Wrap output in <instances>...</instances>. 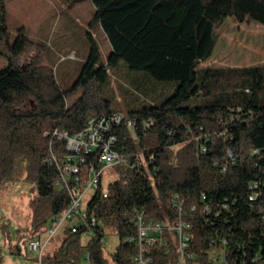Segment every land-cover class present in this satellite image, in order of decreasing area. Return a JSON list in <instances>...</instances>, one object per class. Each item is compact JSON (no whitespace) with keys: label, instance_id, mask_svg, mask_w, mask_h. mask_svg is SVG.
<instances>
[{"label":"trees","instance_id":"16d2710c","mask_svg":"<svg viewBox=\"0 0 264 264\" xmlns=\"http://www.w3.org/2000/svg\"><path fill=\"white\" fill-rule=\"evenodd\" d=\"M91 1L90 24H100L111 50L106 64H98L99 49L88 32L89 53L78 77L64 88L46 57L50 49L45 42L23 26L11 40L6 1L0 0V54L7 61L0 70V187L20 178L34 183L27 235L47 226L68 205L67 192L55 186L57 168L47 162L52 153L67 150L53 130L74 134L89 117L114 111L105 93L108 68L123 60L130 69L178 85L162 102L129 112L128 118L151 121L149 126L138 127L134 135L125 128L113 130L122 151L131 157L142 151L137 167L117 165L116 177L106 183L107 195L100 186L88 203L100 221L117 222L115 264H130L136 251L133 243L121 240L134 232L123 216L132 206L144 208L153 220L188 222L187 251L198 264H211L214 242L225 249L230 264H264V185L249 199V183L264 181V64L197 67L210 56L216 29L226 17L264 25V0ZM249 31L237 51L240 58L260 54L248 45L255 38L262 42L261 31ZM253 148L259 150L253 153ZM228 149L237 158L226 166ZM175 193L182 201L181 216L173 205ZM1 227L9 238L8 225ZM82 237L64 227L42 264H83V246L88 264H106L104 226L100 223L86 241ZM27 238H21L13 254L23 256ZM168 242V252L160 245L151 248L153 264L177 263V246Z\"/></svg>","mask_w":264,"mask_h":264},{"label":"rangeland","instance_id":"374dc122","mask_svg":"<svg viewBox=\"0 0 264 264\" xmlns=\"http://www.w3.org/2000/svg\"><path fill=\"white\" fill-rule=\"evenodd\" d=\"M5 1L7 24L12 32L11 40L14 39L17 28L22 25L31 27L29 17H39L43 7L46 8L50 38H46L42 42H45L50 49L46 57L62 87L70 86L80 73L85 61L82 58L87 57L90 48L88 32L91 33L99 49L98 64H106L111 47L100 24L98 22L90 24L95 11V6L91 0H29L35 4L33 7L30 4V8L26 9L27 11L18 10L19 8L16 7L17 0ZM233 26L234 29L231 30ZM249 30L261 31L262 42L259 43L255 38L248 45L250 51H257L260 54L255 57L250 54L248 58L244 55L240 58L237 51L240 43L245 40V36H250ZM27 34H31L30 29H28ZM70 54H77V57L72 59ZM6 63V58L0 54V70ZM256 64H264V25L253 22H238L233 17H226L216 29V42L210 56L200 62L197 67ZM108 72L110 83L105 88V93L111 101V108L121 111L127 117L131 111L151 103L162 102L173 93L178 85L177 80H158L150 76L145 70L130 69L123 60L119 62L118 66L109 67ZM116 175L117 165H114L105 170L103 180L107 182L115 178ZM35 192L34 183L21 178L7 181L0 187V252L4 256L2 264H35L26 248L23 249V256L12 253L13 250L15 251V245L20 243L22 237H30L27 235L32 213L30 200L35 196ZM92 193V191L87 193L84 203H87ZM100 223L104 226L103 255L107 260L106 264H115L111 254L120 242L117 222L100 221ZM2 225H8L9 238L3 236ZM45 227L44 225L41 229L36 230L34 234L41 233ZM62 229L50 239L44 255L56 249L63 234ZM82 239L86 241L87 237H82ZM83 264L88 263L83 262Z\"/></svg>","mask_w":264,"mask_h":264},{"label":"built area","instance_id":"2783aa9c","mask_svg":"<svg viewBox=\"0 0 264 264\" xmlns=\"http://www.w3.org/2000/svg\"><path fill=\"white\" fill-rule=\"evenodd\" d=\"M151 123L148 120L128 118L121 111L114 110L100 117H89L85 127L74 134L66 130H53L52 135L63 139L67 150L61 155L52 153L47 158V162L57 168L58 178L55 180V186L67 192L68 205L61 214L53 217L41 233L27 238L26 249L29 256L34 258L35 264H42L48 242L61 228L68 227L72 232L79 231L83 237L87 238L94 235L100 220L93 211L88 210V203L100 186L102 195L104 197L107 195L105 186L108 181L103 180L105 170L119 164L135 168L137 167L136 159L142 155L140 151L131 157L129 153L122 151L124 146L117 147V134L113 130L120 131L125 128L134 135L138 127L145 128ZM258 150L253 148L252 152L255 153ZM226 156L228 161L226 166L236 162L237 156L232 149L227 150ZM149 162L151 163V160ZM260 185H264V181L253 180L249 183L250 200L259 195ZM90 191L93 193L87 203H84L85 196ZM173 205L181 216L182 201L177 193L173 195ZM123 216L125 224L134 228L133 233L125 234L121 239L124 243H133L136 246L130 264H153L151 248L160 245L164 247L165 252H168L169 240L175 242L177 246L176 264H198L195 255L187 251L190 225L182 218H178L173 223L166 220H153L147 216L144 208L137 206L127 208ZM102 241L104 243V238ZM222 241L225 242L224 239ZM81 252L85 262L88 263L89 254L85 246L81 248ZM210 259L211 264H230L225 256V249L215 242L212 245ZM256 260V255L251 257V262L255 263Z\"/></svg>","mask_w":264,"mask_h":264},{"label":"crops","instance_id":"0c3cea01","mask_svg":"<svg viewBox=\"0 0 264 264\" xmlns=\"http://www.w3.org/2000/svg\"><path fill=\"white\" fill-rule=\"evenodd\" d=\"M30 4L33 7L35 3L30 2L29 0H17L16 7L19 8L18 10L21 9L22 11H27L26 9L30 8ZM46 12H47L46 8L43 7L42 14H39L40 15L39 17H31L30 18L28 16L29 17V24L31 25L32 28L29 25L28 26L22 25L23 27H25V30L27 32H28V29H30L31 34H32V35L30 34V36L32 38L39 40V41H42V40L45 41L46 38H50V27L47 24L48 15ZM36 37H39V38H36ZM75 51H76V49H75ZM70 56H71L70 58L74 59L77 57V54H70ZM82 59H85V58H82ZM31 258L34 260L33 257H31Z\"/></svg>","mask_w":264,"mask_h":264}]
</instances>
